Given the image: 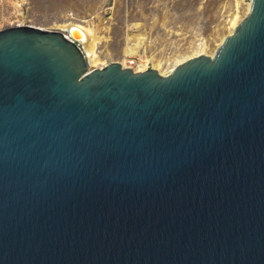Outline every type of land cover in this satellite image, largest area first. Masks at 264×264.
<instances>
[{"label": "water", "instance_id": "water-1", "mask_svg": "<svg viewBox=\"0 0 264 264\" xmlns=\"http://www.w3.org/2000/svg\"><path fill=\"white\" fill-rule=\"evenodd\" d=\"M82 40L0 29V264H264V0L167 74Z\"/></svg>", "mask_w": 264, "mask_h": 264}, {"label": "rangeland", "instance_id": "rangeland-1", "mask_svg": "<svg viewBox=\"0 0 264 264\" xmlns=\"http://www.w3.org/2000/svg\"><path fill=\"white\" fill-rule=\"evenodd\" d=\"M249 3L250 0H0V29L15 24L51 30L64 29L67 23L91 26L96 28L100 42L96 46L99 61L89 62V68L115 61L125 63L135 55L151 64L159 60L161 74H167L176 59L196 49H204L209 55L215 51L221 39L234 29L229 26L230 20L236 15L240 22L249 11ZM138 39L136 52L125 54L124 46H135Z\"/></svg>", "mask_w": 264, "mask_h": 264}, {"label": "bare ground", "instance_id": "bare-ground-1", "mask_svg": "<svg viewBox=\"0 0 264 264\" xmlns=\"http://www.w3.org/2000/svg\"><path fill=\"white\" fill-rule=\"evenodd\" d=\"M247 9L248 10L250 9V3L248 5ZM238 20H239L238 16L234 15V17L229 22V26L232 29L235 28L236 25L239 23ZM64 26H65L64 29H66L68 27L74 28V33H76V36L78 37V39H83L81 42V45L83 47L84 52L86 53V55L88 57V62H90L91 64H96L99 61V57H98V54L96 52V46H97L98 42H100V40H99L100 36L96 32V28L93 29L91 26L81 25L78 23H67L66 25H63V27ZM139 42L140 41L138 39L135 46H129V45L124 46V48H123L124 53L125 54L135 53L136 49L139 45ZM221 42H222V39H221ZM203 50L196 49V50H194V52L191 55H187V56H183V57L181 56L182 58H178L175 60V64L177 65L180 62L186 60L187 58H190L192 56L204 53ZM213 51L210 52V55L213 54ZM121 64H122V66H124V64H126V62L124 63V61H123V62H121ZM152 66L155 69H158L160 73H163L161 71V62L159 60H155L152 63ZM145 68H146L145 63L140 66V70H144ZM171 70L172 69H170L169 71H171Z\"/></svg>", "mask_w": 264, "mask_h": 264}, {"label": "built area", "instance_id": "built-area-1", "mask_svg": "<svg viewBox=\"0 0 264 264\" xmlns=\"http://www.w3.org/2000/svg\"><path fill=\"white\" fill-rule=\"evenodd\" d=\"M145 63L146 68H151V62H145L142 58H138L135 55H130L128 59H126V66H130L134 71H139L140 66ZM144 69V70H145Z\"/></svg>", "mask_w": 264, "mask_h": 264}]
</instances>
